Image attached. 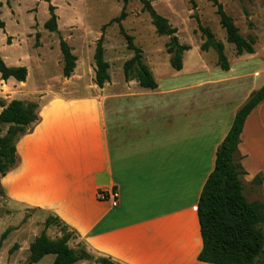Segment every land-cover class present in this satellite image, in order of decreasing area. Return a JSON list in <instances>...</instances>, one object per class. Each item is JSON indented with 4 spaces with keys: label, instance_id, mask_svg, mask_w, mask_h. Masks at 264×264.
Returning a JSON list of instances; mask_svg holds the SVG:
<instances>
[{
    "label": "crops",
    "instance_id": "crops-1",
    "mask_svg": "<svg viewBox=\"0 0 264 264\" xmlns=\"http://www.w3.org/2000/svg\"><path fill=\"white\" fill-rule=\"evenodd\" d=\"M260 63L248 83L245 66L228 63L195 83L108 80L77 95L45 89L44 74L28 87L26 71L7 103H35L37 121L14 143L4 198L56 218L73 233L69 248L112 264H207L197 260L196 203L235 112L264 83V55ZM237 155L241 182L258 175L264 202V99L243 122Z\"/></svg>",
    "mask_w": 264,
    "mask_h": 264
},
{
    "label": "rangeland",
    "instance_id": "rangeland-1",
    "mask_svg": "<svg viewBox=\"0 0 264 264\" xmlns=\"http://www.w3.org/2000/svg\"><path fill=\"white\" fill-rule=\"evenodd\" d=\"M148 1L155 13L165 18L175 30L178 43L189 47L181 56L183 68L180 71L173 70L169 65V56L164 48L167 37L156 35L147 13L137 0H126L124 4L121 0H52L50 4L56 16V32H48L43 27L48 18L45 2L0 0V19L4 23L0 30V58L7 67L21 66L26 69L28 76L25 84L28 87L44 74L43 78L47 80L45 89L66 95L82 94L93 84L92 53L101 34L103 60L108 64L109 80H123L122 64L132 52L126 48L125 40L119 33L121 28L140 50L142 63L154 80L159 83H195L198 78L212 77L215 71L220 72L215 66V52L212 49L206 52L199 50L202 42L197 29L199 25L207 27L214 39L221 42L224 56L232 67L245 66L243 72L249 77L244 82L253 79L250 76L258 71L264 55V10L261 0H216L239 34L255 37L253 54L240 56H235L233 46L225 41L211 0ZM121 11L124 14L122 19L118 23L112 22ZM59 38L69 46L75 57L74 69L68 78L61 75ZM205 68L210 69V76L205 73ZM14 84L16 82L12 79L0 81V106L7 104L9 96H14L15 89L10 88ZM212 100L211 97L209 107H212ZM0 130L1 135L5 126H1ZM242 187L248 202H262L257 185L242 183ZM44 219L45 215L40 211L11 204L3 194L0 195V234L10 229L0 243V264H27L28 245L43 229ZM45 235L56 239L60 232L52 224L45 230ZM14 245L16 248L9 251ZM91 258L75 264H97L94 261L96 258ZM52 259V255H46L35 264H51ZM255 264H264V251L256 258Z\"/></svg>",
    "mask_w": 264,
    "mask_h": 264
},
{
    "label": "trees",
    "instance_id": "trees-1",
    "mask_svg": "<svg viewBox=\"0 0 264 264\" xmlns=\"http://www.w3.org/2000/svg\"><path fill=\"white\" fill-rule=\"evenodd\" d=\"M41 1L47 4L48 14L43 27L48 32H56V16L53 13L54 7L50 4L52 0ZM121 1L124 4L126 0ZM137 1L141 9L147 13L156 35L167 37L164 48L169 56V65L173 70L179 71L181 56L189 47L178 43L175 30L170 27L165 18L155 13L148 0ZM211 5L215 8L219 27L224 31L225 41L233 46L234 55L252 54L255 37L239 34L221 5L216 0H211ZM261 6L264 10V0H261ZM123 15L121 11L112 22L118 23ZM3 27L4 23L0 19V30ZM197 29L202 41L199 50L206 52L212 49L216 55L215 66L226 71L228 62L221 42L214 39L207 27L198 25ZM119 33L125 40L126 48L132 52L131 57L122 64L123 79L125 81L135 80L143 89H155L156 83L146 65L142 63L140 50L132 44V38L121 28H119ZM7 41L6 39V43ZM102 41L101 34L95 41L92 53L93 84L97 88L109 80L108 64L103 60ZM58 48L62 63L61 75L68 78L74 69L75 57L69 46L60 38ZM8 78L23 82L26 78V69L21 66L7 67L0 58V81L5 82ZM263 99L264 83L256 91L250 93L246 101L237 109L228 131L215 149L213 168L205 179L196 203V217L201 238V249L197 255L199 262L255 264L256 258L264 251V202H248L245 199L241 182L245 172L237 155L243 122L250 111ZM0 107V128L5 126L4 132L0 135V176H4L16 163L15 141L19 136L28 132L37 121V106L33 102L11 100ZM251 182L259 184L260 177L255 176ZM52 224L56 225L60 232V237L56 239H49L45 235V230ZM9 231L10 229H6L0 234V243ZM72 236L73 233L68 231L56 218L46 217L43 221V229L28 245L27 264H35L46 255L53 256L51 264H75L92 259L83 248L75 250L67 246ZM15 248L14 245L9 251ZM94 261L97 264H112L101 258H96Z\"/></svg>",
    "mask_w": 264,
    "mask_h": 264
},
{
    "label": "built area",
    "instance_id": "built-area-1",
    "mask_svg": "<svg viewBox=\"0 0 264 264\" xmlns=\"http://www.w3.org/2000/svg\"><path fill=\"white\" fill-rule=\"evenodd\" d=\"M97 198L99 200H105L106 196L104 193L99 192V193H97ZM115 205H116V194H115V192H112L111 206H115Z\"/></svg>",
    "mask_w": 264,
    "mask_h": 264
}]
</instances>
